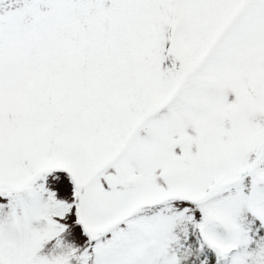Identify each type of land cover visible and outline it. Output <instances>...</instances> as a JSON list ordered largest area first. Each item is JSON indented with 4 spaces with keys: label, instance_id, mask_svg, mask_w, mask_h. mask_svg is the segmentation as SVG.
<instances>
[{
    "label": "snow or ice",
    "instance_id": "6c2138e0",
    "mask_svg": "<svg viewBox=\"0 0 264 264\" xmlns=\"http://www.w3.org/2000/svg\"><path fill=\"white\" fill-rule=\"evenodd\" d=\"M0 264H264V0H0Z\"/></svg>",
    "mask_w": 264,
    "mask_h": 264
}]
</instances>
